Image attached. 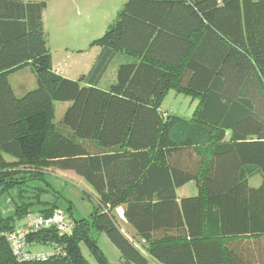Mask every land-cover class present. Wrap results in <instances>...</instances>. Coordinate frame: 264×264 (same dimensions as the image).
Returning a JSON list of instances; mask_svg holds the SVG:
<instances>
[{"label":"trees","instance_id":"trees-1","mask_svg":"<svg viewBox=\"0 0 264 264\" xmlns=\"http://www.w3.org/2000/svg\"><path fill=\"white\" fill-rule=\"evenodd\" d=\"M46 8L0 0V197L18 179L47 183L51 170L72 171L94 189V225L121 264H264V0H127L79 80L54 69ZM120 50L131 59L103 87ZM28 64L37 86L18 95L8 77ZM173 88L199 98L191 119L162 113ZM56 102H71L58 122ZM190 182L197 194L179 198ZM120 205L134 236L120 225ZM24 213L0 216V264H92L83 241L110 264L72 215L70 235L31 232L28 258L16 255L7 234ZM35 243L52 250L42 258Z\"/></svg>","mask_w":264,"mask_h":264},{"label":"rangeland","instance_id":"rangeland-1","mask_svg":"<svg viewBox=\"0 0 264 264\" xmlns=\"http://www.w3.org/2000/svg\"><path fill=\"white\" fill-rule=\"evenodd\" d=\"M47 8L44 12V27L49 35V45L54 55L55 64L63 67L65 75L80 79L85 73L89 74L96 63L97 55L102 49L95 43L102 37L109 26L114 23L118 13L127 0H45ZM126 52L120 50L113 59L105 78L107 83H112L116 77L117 67L120 63L131 58L126 57ZM9 76L14 85L15 92L20 95L25 89L32 90L37 86L36 76L32 65H25ZM68 78V77H67ZM163 99L161 111L163 114L179 116L182 119H191L197 106L199 98L186 93H179L176 89ZM71 102H56L55 122L63 119L64 114ZM8 160L13 158L6 156ZM30 176V175H29ZM25 177L26 178H33ZM22 181L20 188L13 189L11 193H4L0 197V216L19 213L25 210L23 219L16 222L17 228H23L27 223L43 216L41 207L57 206L72 218L85 219L89 226L91 237L105 253L110 264H121L120 252L108 236L97 229L94 225L92 213L97 204L94 189L80 176L72 171L51 170L44 181L18 179ZM262 183L261 176H254L249 179V184L258 187ZM193 185L184 189L183 192L191 195ZM20 192L23 194L21 195ZM181 194V193H180ZM30 201L31 209L27 210V204L18 207L17 202ZM25 206V207H23ZM122 205L115 209L119 218H124ZM55 211V210H54ZM72 215V218H70ZM74 224V223H73ZM125 232L130 234V226L126 223ZM16 228V229H17ZM15 230V229H14ZM30 249L36 254L49 253L51 245L32 244ZM81 249L84 256L92 263L98 264L88 244L83 241ZM153 264V263H150Z\"/></svg>","mask_w":264,"mask_h":264},{"label":"built area","instance_id":"built-area-1","mask_svg":"<svg viewBox=\"0 0 264 264\" xmlns=\"http://www.w3.org/2000/svg\"><path fill=\"white\" fill-rule=\"evenodd\" d=\"M55 227L58 232L62 235H70L73 230V221L69 220L68 215L60 209H55V211L49 217L41 216L34 219L23 228H17L7 234L8 240L13 246V251L16 255L25 258V250L28 246L27 237L31 232L38 231L40 229H47ZM40 257L45 258L42 254Z\"/></svg>","mask_w":264,"mask_h":264},{"label":"crops","instance_id":"crops-1","mask_svg":"<svg viewBox=\"0 0 264 264\" xmlns=\"http://www.w3.org/2000/svg\"><path fill=\"white\" fill-rule=\"evenodd\" d=\"M35 1V0H34ZM50 46V45H49ZM51 48V47H50ZM101 51H102V49L100 50V52L98 53V55H97V58L99 57V55H100V53H101ZM52 52V51H51ZM124 57H125V55H123ZM52 58H53V66H54V69L58 72V73H60L61 75H63V76H65V77H68V78H70V79H74V80H79V79H77V78H75V77H70V76H67V75H65L66 73H64L63 72V70H64V68L63 67H61V66H57L56 64H55V59H54V55H53V53H52ZM97 60V59H96ZM83 75H86L85 73H83ZM82 75V76H83ZM106 75H107V72L105 73V76H103V79H102V86L103 87H107L110 83H107L106 81H105V78H106ZM10 77L11 76H9L8 78H9V81H10V83L12 84V86H13V89H14V85H13V83L11 82V80H10ZM26 91H23L22 90V92L20 93V95H22V94H24L25 92H27L28 90L27 89H25ZM15 91V90H14ZM172 90H170L169 91V93L171 92ZM168 93V94H169ZM167 94V95H168ZM193 185V188H191V195H188V194H186V193H184L183 192V190L184 189H186V188H188V187H190V186H192ZM181 193V194H180ZM177 194H178V196H179V198H183V197H186V196H192V195H196L197 194V187H196V184H195V182H190V183H188V184H186L185 186H183V187H180V188H178L177 189ZM123 207H121L122 208V210H123V215H124V205H122ZM116 213V212H115ZM118 219H119V222H120V225H121V227L123 228V230L125 231L126 229H125V225H122V223H126L128 226H130L128 223H127V221H126V219H125V217L122 219V218H119L118 217ZM130 234L129 235H131V236H134V230H133V228L130 226ZM141 244L143 245L144 243H143V241H141ZM144 246V245H143ZM150 263H153V264H158L155 260H153V259H151V262Z\"/></svg>","mask_w":264,"mask_h":264}]
</instances>
